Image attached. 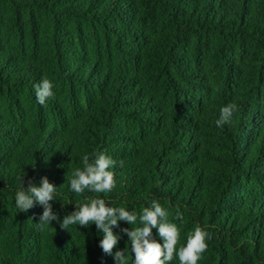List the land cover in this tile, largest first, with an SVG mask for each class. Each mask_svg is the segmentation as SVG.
<instances>
[{
  "label": "trees",
  "instance_id": "16d2710c",
  "mask_svg": "<svg viewBox=\"0 0 264 264\" xmlns=\"http://www.w3.org/2000/svg\"><path fill=\"white\" fill-rule=\"evenodd\" d=\"M97 152L117 161L116 187L76 194L71 174ZM45 176L61 222L95 198L137 215L113 227L111 255L95 224L41 229V205L19 212L20 178ZM154 200L177 253L200 226L198 264H264V0H0V264H118L125 247L134 264L120 229L143 227Z\"/></svg>",
  "mask_w": 264,
  "mask_h": 264
},
{
  "label": "clouds",
  "instance_id": "9594fccd",
  "mask_svg": "<svg viewBox=\"0 0 264 264\" xmlns=\"http://www.w3.org/2000/svg\"><path fill=\"white\" fill-rule=\"evenodd\" d=\"M37 102L45 105L48 99L55 98L53 92V83L48 78H42L41 81L34 85ZM235 102H230L220 108V117L216 120L217 127H223L230 123L233 113L236 111ZM94 159L90 162V156H82L83 168H76L72 172L70 179L71 190L76 194H82L86 189L97 193L110 192L116 187L114 172L110 169L117 165L104 152L92 154ZM123 162H120L122 166ZM21 189L17 191L15 202L19 212H27L39 204L43 207V212L39 217L38 228H44L51 225L52 221L60 223L62 229H68L69 225H78L88 227L95 224L97 231L103 234L99 242V247L105 254H112L113 248L121 239L119 235L114 234L113 227H119V222L123 221L129 225H134L137 221V215L129 212L124 207H110L102 198H95L90 202L75 205L76 210L63 218L53 211L50 201L54 200L56 186L49 182V179L41 177L39 185L28 181V187L25 189L22 184ZM176 218L183 220L179 211ZM139 221L143 227L122 228L120 231L126 234L131 241V252L134 253V264H169L173 260L174 253L178 255L180 264H198L202 254L207 250V240L210 234L196 226L194 231L187 237V243L181 247L177 253L176 245L179 241L180 230L175 223L168 221L167 211L158 201H152L150 207L142 209ZM158 230L163 244L152 238V229ZM127 248L118 250L114 254V259L118 264H126Z\"/></svg>",
  "mask_w": 264,
  "mask_h": 264
}]
</instances>
